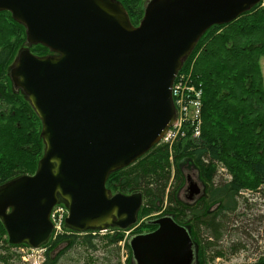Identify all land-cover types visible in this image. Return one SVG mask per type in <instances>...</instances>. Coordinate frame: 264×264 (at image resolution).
<instances>
[{
	"label": "water",
	"instance_id": "obj_1",
	"mask_svg": "<svg viewBox=\"0 0 264 264\" xmlns=\"http://www.w3.org/2000/svg\"><path fill=\"white\" fill-rule=\"evenodd\" d=\"M263 0H148L134 25L119 0H0L39 56L20 50L10 66L42 123L37 170L0 184V220L10 244L43 247L52 211L68 208L78 232L138 225L144 194L113 193L109 176L159 144L176 121L172 85L199 39ZM198 193V185L192 186ZM133 235L135 264H191L189 232L172 217Z\"/></svg>",
	"mask_w": 264,
	"mask_h": 264
},
{
	"label": "trees",
	"instance_id": "obj_2",
	"mask_svg": "<svg viewBox=\"0 0 264 264\" xmlns=\"http://www.w3.org/2000/svg\"><path fill=\"white\" fill-rule=\"evenodd\" d=\"M119 1L126 8L131 22L138 25L148 0ZM263 3L264 0L230 23L211 26L180 70L185 72L191 69L194 84L203 92L201 135L193 138L192 132H188L186 137H180L175 142L172 149L162 143L157 144L134 163L113 172L106 182L113 193L143 192L139 223L131 233L150 232L156 228L154 219H143L162 210L175 212V190L181 180L179 165L185 159L191 160L207 186L205 203L207 209H211L210 220L200 223L199 229L202 238L210 235L215 238L209 250L207 244L201 243V264H209V256L214 260L225 253L246 249L241 237L254 239V234L259 235L262 229L256 225L257 229L255 223H264L263 217L251 219L249 212L242 214L240 211L243 200L249 206L245 191L258 192L260 198L264 199ZM26 43L24 26L13 20L9 11H1L2 78H6L7 66ZM27 45L36 55L50 53L42 44ZM4 88L0 83V184L21 175L34 174L44 152L42 123L37 113L23 93L18 92L17 99H12L10 92L5 94ZM221 168L226 172H219ZM251 207L252 204L249 208L245 207V211ZM204 212L207 213L205 207L195 209L198 215ZM239 213L247 216L245 222L240 219ZM182 215L189 213L184 210L179 213V216ZM63 228L64 233L50 238L43 246L46 248L43 264H61V260L66 261L70 257L73 261V254L78 249L81 250L76 255L77 264H98L100 259L105 264H135L132 262L129 236L126 238L128 230L110 227L104 233L99 230L78 232L65 224ZM253 228L256 233L250 232ZM231 234L238 235L233 237L234 240L238 239L237 245H229ZM124 240L123 247L120 243ZM15 247L28 245L10 244L7 230L0 220V264H11L16 258L21 261L22 255L12 251ZM225 247L227 251L223 252ZM101 248L109 256L95 258L94 254ZM122 248L127 255L125 262L120 257ZM57 249L60 250L52 254ZM254 264H264V254Z\"/></svg>",
	"mask_w": 264,
	"mask_h": 264
},
{
	"label": "flooded vegetation",
	"instance_id": "obj_3",
	"mask_svg": "<svg viewBox=\"0 0 264 264\" xmlns=\"http://www.w3.org/2000/svg\"><path fill=\"white\" fill-rule=\"evenodd\" d=\"M22 49H24V48H22ZM13 60H14V58H13ZM13 60H12V62H13ZM12 62H10V64L7 66V71L5 73L6 78L5 77L2 78L0 76V83L5 86L4 89H6V92H5L6 95L8 92H10L9 96L12 99H17V97H18L17 93L18 92L22 93V91L13 82V79H12V76L10 73V66H11ZM8 89H9V91H8ZM5 102H7L6 98H5ZM180 170H181V180L179 181V183H180L179 186H177V188L175 190V197H176V200L174 202L175 212L171 211V212H168L170 214H165V215L159 216L157 218H161L164 216H170L179 225L184 226L187 229V231L190 234L191 241H192L193 259H192L191 264H197L198 261L200 262L203 260V258H201V257H203V252H202L203 249H202L201 243L207 244L209 246L208 247V250H209V249H211L212 241H215L214 237H210L212 235H210L206 239H205V237L202 238L203 237L202 231H201V229H199L200 223H204L205 221L210 220V216H211L210 210L211 209H207L208 207H207V204L205 203V199H206L205 196H206L207 191L202 188V185L197 181V179L194 177L193 174H191V173L185 174L182 168ZM196 184L198 185V189H199L198 193L192 191V186L196 185ZM204 190H205V192H204ZM181 191L183 192V195L180 197ZM199 207L201 209H203L205 207L207 213L204 212V213H201L200 215L196 214L195 209L199 208ZM184 210H186L189 213V215L179 216V213H182ZM257 213H258V211L255 212L253 210V207H251L250 211L248 213V217L253 219ZM257 216H259V215H257ZM155 226H156V228H158V225H155ZM255 226H256V223H255ZM156 228H154V230ZM256 228H257V226H256ZM250 232L256 233L257 231L253 228L252 230H250ZM137 233L141 234V232H137ZM145 233H147V232H145ZM256 236H258V235L254 234V239H252L250 241V243L253 241H257ZM230 237L232 239L230 240L231 242L229 243V245H237L238 243H236V241H238V239L236 238L234 240L233 237H238V235H232L231 234ZM225 238H227V237H225ZM246 240H250V239H248V237H247ZM220 242H222V240ZM257 249H258L257 247L255 249L252 248V250H255L254 253H258ZM223 250H224L223 252H226L227 251L226 247ZM242 250L243 249H241L240 251H242ZM240 251L232 252L231 254H238ZM226 255H228V254L225 253L224 255L217 256L215 258V260H212L210 258L211 256H209L208 259L209 260L211 259L210 264H212V262H215L216 260L220 259L221 257H226Z\"/></svg>",
	"mask_w": 264,
	"mask_h": 264
},
{
	"label": "rangeland",
	"instance_id": "obj_4",
	"mask_svg": "<svg viewBox=\"0 0 264 264\" xmlns=\"http://www.w3.org/2000/svg\"><path fill=\"white\" fill-rule=\"evenodd\" d=\"M25 33H26V31H25ZM25 47H28L27 43L24 44L17 51V53L14 56V59L17 57L19 51L22 50V48H25ZM179 168L180 169L182 168L185 174H187V173L193 174L194 177L197 179V181L202 185V188L206 190L207 186L205 185L204 180L201 178L200 171L197 168V166L193 162H191V160H187V161H186V159L183 160L182 162H180ZM223 169L224 168H221L219 172H226ZM227 178H229V177H227ZM205 190H204V192H205ZM244 194H245V197L247 198V201L249 202L248 205L250 206V204H252L253 210L255 212L258 211V213L255 216L259 215L258 216L259 218L263 217V219H264V199L260 198V194L258 192L252 193L251 191H245ZM182 195H183V192L181 191L180 197ZM59 204H61L63 206H66L64 203H59ZM242 205H243V207H242ZM249 206L245 205V201L244 200L242 201V203H241V207L242 208L240 207L241 208L240 211L242 212V214L243 213H248L250 211V210L245 211V207L249 208ZM165 214H170V213H167L165 210H162L160 212L153 213L151 216L146 217L143 220H150V218L156 219L157 217L165 215ZM239 214H241V213H239ZM242 214L240 215V219H242L245 222L246 219H247V216L244 217V216H242ZM258 223L259 222H256V225L259 226V227H262V229H260L261 230L260 234L258 236H256L257 237V241H253V242L250 243L251 240H246L244 236L241 237V242H243L246 245V249H243L238 254H228V255H226V257H221L220 259L216 260L215 262H212V264H254L256 259L261 254H264V223L263 224H258ZM133 235H136V233L135 232L131 233V231H130L129 232V239ZM224 245L227 246V243H225ZM251 247L253 249H255L257 247L258 248L257 249L258 253H254L255 250H252ZM59 250L60 249L54 250L52 252V254L57 253ZM80 250L81 249H78L73 254V261H72V258L70 257L66 261L61 260V264H77L76 255H77L78 252H80ZM12 251H16L18 254L22 255V257H21V261H18V258H16V261H12L11 264H14V263L15 264H43V262H44V260L46 258V254H45L46 248H43V247L37 248V249H31L29 247H15V248H12ZM84 254H85V252H84ZM23 255L26 256V259H23ZM105 255L109 256L108 252L104 248H101L97 253L94 254L95 258L97 256L98 257H103ZM120 257H121V260H123V262H125V260L127 258L126 252L123 254L122 251H121L120 252ZM103 261L104 260L100 259V262L98 261V264H105V261L104 262ZM210 261H211V259H210ZM210 261H209V264H210ZM132 262H135V261L132 260ZM198 263L200 264L201 261L200 262L198 261Z\"/></svg>",
	"mask_w": 264,
	"mask_h": 264
},
{
	"label": "built area",
	"instance_id": "obj_5",
	"mask_svg": "<svg viewBox=\"0 0 264 264\" xmlns=\"http://www.w3.org/2000/svg\"><path fill=\"white\" fill-rule=\"evenodd\" d=\"M172 95L177 112L176 121L160 142L167 145L169 149L174 147L175 142L180 137H186L188 132H192L193 138L199 137L203 125V92L199 86L194 84L191 69L177 74L172 86ZM171 160H173L172 156ZM67 216L68 208L66 206L58 204L54 207L51 214L54 223L53 237L65 232L63 226ZM105 231L102 230L101 232L104 233ZM130 231H127L126 238ZM120 244L124 247L125 240ZM125 252V249L122 248V253ZM23 259H26V256L23 255Z\"/></svg>",
	"mask_w": 264,
	"mask_h": 264
}]
</instances>
